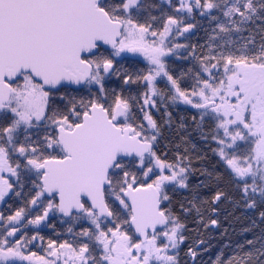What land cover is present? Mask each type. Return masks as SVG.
I'll use <instances>...</instances> for the list:
<instances>
[{"label": "snow or ice", "instance_id": "obj_1", "mask_svg": "<svg viewBox=\"0 0 264 264\" xmlns=\"http://www.w3.org/2000/svg\"><path fill=\"white\" fill-rule=\"evenodd\" d=\"M0 264H264V0H0Z\"/></svg>", "mask_w": 264, "mask_h": 264}]
</instances>
